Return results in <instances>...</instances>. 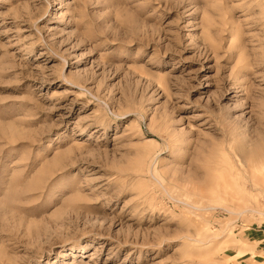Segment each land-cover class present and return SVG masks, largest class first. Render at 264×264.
<instances>
[{
    "label": "rangeland",
    "instance_id": "obj_1",
    "mask_svg": "<svg viewBox=\"0 0 264 264\" xmlns=\"http://www.w3.org/2000/svg\"><path fill=\"white\" fill-rule=\"evenodd\" d=\"M261 238L264 0H0V264H264Z\"/></svg>",
    "mask_w": 264,
    "mask_h": 264
},
{
    "label": "crops",
    "instance_id": "obj_2",
    "mask_svg": "<svg viewBox=\"0 0 264 264\" xmlns=\"http://www.w3.org/2000/svg\"><path fill=\"white\" fill-rule=\"evenodd\" d=\"M263 239H264V238L258 239V240H257V242H258L257 245H259V243H261Z\"/></svg>",
    "mask_w": 264,
    "mask_h": 264
},
{
    "label": "bare ground",
    "instance_id": "obj_3",
    "mask_svg": "<svg viewBox=\"0 0 264 264\" xmlns=\"http://www.w3.org/2000/svg\"><path fill=\"white\" fill-rule=\"evenodd\" d=\"M236 174V173H235ZM234 173H233V175H235Z\"/></svg>",
    "mask_w": 264,
    "mask_h": 264
}]
</instances>
